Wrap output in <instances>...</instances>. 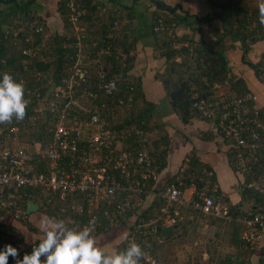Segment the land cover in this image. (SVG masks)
Segmentation results:
<instances>
[{"label":"built area","instance_id":"2783aa9c","mask_svg":"<svg viewBox=\"0 0 264 264\" xmlns=\"http://www.w3.org/2000/svg\"><path fill=\"white\" fill-rule=\"evenodd\" d=\"M66 9L70 28L78 31V50L72 57L73 63L68 65V75L62 83L50 87L44 97L47 108L56 115V122L51 129L53 140L40 156L42 170L38 169L34 151L18 140L19 126L0 125V250L10 243L18 248L19 259L32 252L35 245L20 243V236L12 226L14 222L30 220L27 212L29 201L33 200L40 206L54 200L63 202L76 193L86 198L88 206L85 208L82 202H77L74 207L80 212L86 209L89 217L81 220L71 216L65 221L69 226H89L95 236L101 226L97 212L103 203L110 207L106 210L110 223L116 224L126 214H132L126 238L128 243L134 241L143 247L145 256L140 264L153 262L158 247L166 239L162 228L177 223L178 207L186 203L203 215L241 226L242 239L249 247L256 248L264 239V209L233 213L219 183L213 178L214 172L206 167L194 170L189 156L172 181L157 190L156 195L162 203L150 212L152 204L148 205L146 200L149 192L156 190L159 178L155 171L157 164L147 150L134 152L121 147V140L127 135L126 129H113L111 119L103 112L107 105L104 98L114 96L119 85L114 76L107 75L109 70L103 58H115L124 64L126 58L134 53H127L122 45L111 41L100 46L92 58V51L83 45L85 31L79 33L88 7L84 0H67ZM126 23L116 21L114 27L122 29ZM176 26L174 19L160 15L155 19L154 29L156 32L168 31L172 46L179 50L176 61L182 60L184 47H189L191 57L198 58L189 42L178 40ZM10 30L14 34L24 32L26 40L31 41L32 32H41L43 27L37 19L17 16V25H0V31L8 33ZM203 65L206 69L207 63ZM222 86L216 83L213 90ZM34 92H39L36 84ZM133 95L130 94V99ZM188 100L197 116L210 121L214 130L231 139L235 147L232 166L244 176H249L246 186L261 195L264 201L261 152L264 147L258 143L264 134V114L250 105L254 100L252 93L243 94L227 88L203 94L193 88ZM137 133L141 140L146 139V132L137 130ZM257 168H261L258 173ZM188 188H192L189 201L184 196ZM36 192L39 198H35ZM8 264H16V259L9 257Z\"/></svg>","mask_w":264,"mask_h":264},{"label":"trees","instance_id":"16d2710c","mask_svg":"<svg viewBox=\"0 0 264 264\" xmlns=\"http://www.w3.org/2000/svg\"><path fill=\"white\" fill-rule=\"evenodd\" d=\"M33 1L35 0H21L18 2V5L16 2L10 4L7 9L0 8V25L4 24V17L15 18V22L17 23V16H24L26 19H37L43 27V31L41 32H32L31 41L26 40V34L24 32L14 34L11 30L8 33L0 31V78H2L3 73L8 72L17 80H23L26 86L25 98L30 100L24 120L18 122L13 120L11 124L0 125L3 127H11L13 125L19 126L20 132L17 136L18 140L34 151L38 169L42 170V165L39 166V164H42L40 156L42 155L44 148L49 145L51 140H53L54 134L51 129L56 122V115L47 108V101L44 97L50 87L62 83L63 78L68 75V65L74 61L72 57L75 56L78 50V40L76 34H56L52 43H49L48 51H45L46 56L49 58H32L28 49L31 45L33 48H36L41 44L45 27V20L41 16H37L36 18V16L30 12V8L34 3ZM65 1L66 0H61L59 7L64 16L67 14ZM207 1L210 4V12H213L214 16L210 18L207 15L206 20L218 21L219 26L213 28H219L218 30H220L219 33L222 42H227L228 40L233 41L234 38L240 40L244 37L246 38L241 50L242 52L238 53L241 54L240 59L242 58V61L240 63L238 62L239 64H236L233 57H229L225 49L222 51L213 50L208 48L202 41H200V39L192 36L184 37L175 30L178 35V40L189 41L190 45L193 46L194 51L198 55V58L191 57L189 47H184L183 50H181V52L183 51L182 60L178 62L176 61V57L179 50L172 46L173 40L170 38L168 31L156 32L153 22V31H155L159 42L158 47L167 63L166 70L162 76L165 74H173L177 75L180 80L179 85L182 88L180 97L182 101L179 102L177 99L175 102L181 116H184L187 111L190 113L192 112L188 95L195 84L200 86V91L203 94H208L206 93L209 91L208 88L213 90V85L216 83H221L223 85L222 87L225 89L228 88L243 94L251 93V90L247 87L243 79V73L241 72L243 69L242 62L244 61H249V63H247L251 68L259 70L261 79L264 80V50H260L255 46V44L264 40V25L259 21L258 7H250L249 5L244 6L243 4H240L241 0ZM84 3L88 7V12L83 18L81 24L85 25L84 20H89V24L85 31L86 38L83 45H85L88 50L92 51L91 57L93 58L96 55L100 46L111 41L122 45L125 51L129 53V48L126 47L128 35H125V33H127V30H125L124 34L116 35V37H111L110 34L112 29H115L111 28L112 25L115 26L116 21H122L124 18H128L130 21L129 28L127 26L126 29L132 28L131 25H133V19L137 17V11L134 9V6L128 4L123 5L121 0H84ZM109 3L111 5L109 9H107ZM123 11L124 13H120ZM154 15L157 17L160 15H166L170 20L177 19V26H179L184 20H187V17L190 16L178 12L171 13L167 10L158 8L157 5L155 6ZM248 15L254 16L251 19V24H249ZM67 19L68 16L66 17V20ZM125 26L126 25L122 26V29H125ZM232 47H234L233 42L230 44V48ZM246 47L248 48L247 53L246 55H243V51ZM134 55L135 54L129 55L124 61V64L121 60L115 58H103L107 65L106 67L109 70L107 75L111 77L114 76L119 83L117 93L114 96L112 95L108 98H104V102H106L107 105L104 107L103 112L107 113L108 119L113 120L112 117L114 115L112 114L120 113L124 110L129 111V113L125 115L123 112L121 121L119 120L115 123L112 122L113 129H117V131L123 128L126 129L127 135L126 138L121 140V147L133 150L134 152L147 150L153 156L154 163L157 164L155 171L159 174V172L167 165V153L170 144L169 130L173 128L176 129L175 132L177 133L182 132L178 128H175V125H171L170 122L164 121L162 115L158 114L157 105L154 102L149 101L142 90L141 77H132L130 71L134 67L135 59H132ZM250 55L254 56V58H251ZM201 58L204 59L203 62L201 61ZM203 63H207L206 69ZM46 72L50 74L49 78H47V76L43 79H41L40 76L38 77L40 74L45 75ZM184 73H187V76L183 78L182 75ZM162 76L159 71H156V74L152 77H154V79H159ZM225 81H227L228 84H225ZM35 84L39 86L38 93L34 92ZM221 89L217 88V91H223ZM131 93L134 95L130 99ZM138 104L141 109L138 114H134V107ZM250 105L254 107L255 101H251ZM171 107L173 106L171 105ZM260 111L264 114V110L260 109ZM139 124L141 125L140 127ZM153 125L156 126L155 128L158 127V134L154 138L152 137V130H154ZM137 130H143L146 132L145 140H141ZM259 142H261L264 147V134L261 136V139L258 140V143ZM232 145L234 147L233 142ZM261 152L263 153L262 160L264 163V149ZM188 156L192 168L200 171L204 164H202L196 156V153L191 151ZM139 168L141 169L140 166ZM206 168L212 170L210 166ZM260 171L261 168H257V173ZM173 178L166 183L172 181ZM213 178L217 179L215 174ZM246 180H249V176H247ZM190 182L191 181L188 180V184H190ZM242 193L246 202H252L255 205V208L251 211L256 212L264 209V201L261 195L253 192L248 186L243 187ZM39 197V193L36 192L35 198ZM77 202H82L85 208L88 206L86 198L82 194L76 193L63 202L54 200L50 204L41 203L40 211L43 213L44 217L55 218L57 220H66L71 216L76 219L82 218L81 220H86L89 217L87 210L83 209L81 212L78 211L74 207ZM161 203L162 200L157 197L152 203V206H150V212L155 211V208H159ZM104 204L105 203L102 204L99 212H97L101 221V226L98 227L96 236L104 235V233L109 230H116L120 235L126 233L125 238L118 242L115 247V251L124 250L128 245L126 238L128 231L126 230L127 228H130V225L132 224V214H126L120 218L116 224L110 223L108 216L106 215V210H109L110 207ZM230 206L233 213L245 211L239 209L237 205L233 204ZM58 213L62 214L57 217ZM12 226L13 230L20 236V243H30L31 245L38 246L39 240L43 238L37 237V239H34L35 241L32 239V241L26 239V235L23 232V226L28 227L32 231H34L35 228L37 229L32 220L25 223H13ZM232 237L234 239L233 244L239 248L240 252L241 250L246 251L248 256L243 257L239 252L236 254L237 258H232L231 264H264V245L260 249L259 247H249L241 237V226L239 225L236 226ZM166 240L167 239H165V241L158 247L157 251ZM256 255L260 259L258 263H254ZM157 263L158 260L155 258L153 262L148 264ZM206 263L209 264L208 262Z\"/></svg>","mask_w":264,"mask_h":264},{"label":"crops","instance_id":"0c3cea01","mask_svg":"<svg viewBox=\"0 0 264 264\" xmlns=\"http://www.w3.org/2000/svg\"><path fill=\"white\" fill-rule=\"evenodd\" d=\"M20 1L21 0H0L1 3H9L8 6L16 2L18 5ZM60 1L61 0H35L30 10L37 11L39 16L47 21L53 15L59 13ZM121 1L123 5L128 4L134 6V9L137 11V17L133 19V25H131L132 28L130 29H126L127 26L129 28L130 23L128 18L122 20L125 22L128 20V23L124 27L125 29H120L119 26L115 28L112 25L111 28L115 29H112L110 35L115 36L127 30V33H125V35H128L126 47L135 54L132 57V59H135L134 67L130 71L132 77H141L142 90L146 94L147 99L157 105L158 114L162 115L164 121L170 122L171 125H175V128H178L182 132L177 133L175 132L176 129L173 128L170 129L171 131L169 130L170 144L167 153V165L159 172V178L155 184L156 190L153 189L149 192L146 203L148 205L152 204L157 199V190L164 186L168 180L175 177L185 158L191 151H194L202 164H204L203 167L210 166L212 168L226 201L230 205H237L239 209L244 210L247 204L250 203L245 201L242 193L243 187L246 186L245 182L247 181V176H244L231 164L233 154L232 141L225 138L222 134L217 132V130H214L210 121L199 118L193 111L191 113L187 111L184 116H181L175 102L177 99L179 102L182 101L180 97L182 92V88L179 85L180 80L177 75L173 74H165L162 76L166 70L167 63L158 47L159 42L156 33L153 31V22L155 24L156 18L154 15L155 6L157 5L159 8L161 3L158 4V1L164 2L174 7L175 12L190 15L187 17V20H184L179 26H176L178 33L184 37L192 36L200 39L208 48L213 50L222 51L225 49L229 57L235 59L234 61L236 64L242 61V58L240 59L241 54L238 53L242 52L241 50L245 43L243 39L246 40V38L244 37L242 40L234 38L233 41L228 40L227 42H222L219 33L220 30H218L219 28H213L219 26L218 21L206 20L207 15L210 18L214 16V13L210 12V4L207 0ZM108 5L107 9H109L111 4L109 3ZM120 13H124V11ZM174 20L176 23L178 22L177 19ZM84 22L85 25L82 26L87 29L89 20H84ZM185 42L189 41L186 40ZM232 42L234 47L230 48ZM255 46L260 50H264V40L255 44ZM246 50L243 51V55H246ZM250 57L254 58L252 55H250ZM247 62L249 63V61ZM247 62H242L243 69L241 72L243 73V79L254 96V107L264 110V80L261 79L260 72L251 68ZM156 71L161 73V78L154 79V77H152L156 74ZM186 76L187 73L182 75L183 78ZM193 88L198 90L201 89L200 86L196 84L193 85ZM224 89L225 88L221 90ZM208 90L209 91L206 92L208 94H213L215 91L217 92V90H211L210 88H208ZM171 105L173 107H171ZM164 107H167V113L165 110L163 111ZM191 193L192 188L185 190L184 196L187 201L190 200ZM38 210L40 211V206ZM36 212L37 211L33 213L37 214ZM208 217H210V219H208ZM177 218L179 220L176 223L177 229L172 232L170 238L166 237V241L173 237H178L175 245V253L177 256L184 257L187 254L186 251L200 249L202 245L210 240L207 245V251H204V257H208L203 258L205 261L208 259L207 262L209 264H231L232 258H237L234 252L236 250L239 251V248L233 244L234 239L232 237L237 224L225 221V223H223L221 219L203 215L201 212L192 209L189 203L178 207ZM37 222L38 224L40 223L39 221ZM33 223L35 227H37L34 231L23 226V232L26 235V239L29 241L31 239H37V237H44L40 225L35 221H33ZM14 224H18V222H14ZM228 224H231V227ZM97 237H100V235L96 236V238ZM263 245L264 239L257 247L260 249ZM104 247L109 248V250L113 249V252H115V248H113L110 243L106 244Z\"/></svg>","mask_w":264,"mask_h":264},{"label":"clouds","instance_id":"9594fccd","mask_svg":"<svg viewBox=\"0 0 264 264\" xmlns=\"http://www.w3.org/2000/svg\"><path fill=\"white\" fill-rule=\"evenodd\" d=\"M259 21L264 25V2L258 6ZM26 86L11 73L0 78V124L22 121L30 100L25 98ZM44 237L32 252L19 259V250L7 244L0 250V264H8L9 257L16 264H140L144 258L143 247L129 242L124 250L111 251L99 246L89 226H69L63 219L43 217L40 224Z\"/></svg>","mask_w":264,"mask_h":264},{"label":"rangeland","instance_id":"374dc122","mask_svg":"<svg viewBox=\"0 0 264 264\" xmlns=\"http://www.w3.org/2000/svg\"><path fill=\"white\" fill-rule=\"evenodd\" d=\"M261 2H264V0H241L240 4H243L244 6L249 5L250 7L251 6L252 7H258ZM8 5H9V3H1L0 2V8L1 9H7L9 7ZM30 12L32 14H34L36 16V18H37V16H39L37 11L33 10V11H30ZM65 16L67 17L66 14H65ZM65 16H64L63 13H61V11H59V13L53 15L51 18H49V20L45 21L44 34L42 35L43 37L41 39L42 40L41 44L39 46H37L36 48H33V46L31 45L30 48L28 49V51L31 54L32 58L48 59L49 57L46 56L45 51H48V48H49V45H50L49 43H52V40H54V37H55L56 34L62 35V34L68 33L70 35V34H76L78 32L77 30H75L73 28H70L69 22L67 21L68 19L66 20ZM248 17H249V24H251V22H252L251 19L254 16L253 15H248ZM3 22H4V24H10V25H14V26L17 24L15 22V18H12V17H4ZM81 25H84V24H81ZM84 31H86V29H85L84 26H82L80 28L79 33H82ZM88 66L92 67V64H88ZM39 76H40L41 79H43L44 77L46 78V76H47V78H49L50 74H48V72H46L45 75L44 74H40V75H38V77ZM164 108H163V111L165 110V112L167 113V111H168L166 109L167 107H164ZM140 109H141V107L139 106V104L137 106L135 105L133 113L134 114H138ZM123 112H124V115L129 113V111H125V110ZM123 112L121 111L120 113L118 112V113L112 114L114 116L112 117L113 120H111V122L115 123V122H118L119 120L121 121V118L123 117ZM117 116H119V117H117ZM155 127L156 126H154V128H153L154 130H152V137L153 138L158 134V127L157 128H155ZM191 208L195 209L193 206H191ZM254 208H255L254 204L252 202H250V203L247 204V206L244 208V210L245 211L246 210L247 211H251ZM36 213L37 214H35L33 212L30 213V218H31V220L35 221L37 224H38L37 221H39L40 223L38 225H40L41 224V219L44 217V215L39 210H37ZM208 219H210V217H208ZM178 221L179 220H177V222ZM10 222H13V221L10 220ZM222 222L225 223L224 221H222ZM226 225H227V223H226ZM228 225L230 226L231 224H228ZM125 234L126 233H124L123 235L122 234L120 235L119 233L116 232V230H109L106 233H104V235H101L100 237L96 238L95 235H93V236L97 240V243H99L98 244L99 246H105L106 244L110 243V245L113 248H115L116 245L118 244V242H120L121 240H123L125 238ZM177 240H178V237L176 236V237H173L172 239L166 241L163 244V246H161L160 249L155 253L153 261H154L155 258H157V260H158L157 264H207L206 262H207L208 259H206V261H205L203 258H207L208 257V256L204 257V251H207L206 250L207 249V245L209 244L210 240L207 241L208 243L206 242L204 245H202V247L200 249H194L192 251H186L187 254L184 257H179L175 253V245L177 243ZM111 250L113 251V249H111ZM239 252H240V250L239 251L236 250L234 252V254L236 255ZM240 253H241V255L243 257H247L248 256V253L246 251H242L241 250ZM259 260L260 259L256 255L254 263H258Z\"/></svg>","mask_w":264,"mask_h":264},{"label":"water","instance_id":"95a60500","mask_svg":"<svg viewBox=\"0 0 264 264\" xmlns=\"http://www.w3.org/2000/svg\"><path fill=\"white\" fill-rule=\"evenodd\" d=\"M159 3L163 4L162 6H159L160 9L167 10V11H169L171 13H174L175 12V8L174 7H172V6L168 5V4L166 5L164 2H159L158 1V4ZM243 41H245V39H243ZM257 72H259V70H257ZM38 209H39V204L37 202H35L33 200H31V201L28 202V205H27V212L28 213L35 212ZM176 229H177V225L174 224V225H169V226L163 227L162 230H161V232H162V235L164 237L170 238L171 235H172V232L174 230H176Z\"/></svg>","mask_w":264,"mask_h":264},{"label":"flooded vegetation","instance_id":"af4514ba","mask_svg":"<svg viewBox=\"0 0 264 264\" xmlns=\"http://www.w3.org/2000/svg\"><path fill=\"white\" fill-rule=\"evenodd\" d=\"M160 2V1H159ZM166 4V3H165ZM163 4H161V6H162ZM167 5V4H166ZM155 17H157V16H155ZM156 19V18H155ZM248 49V48H247ZM245 50H246V48H245ZM247 52V50L245 51V53ZM245 55V54H244Z\"/></svg>","mask_w":264,"mask_h":264}]
</instances>
